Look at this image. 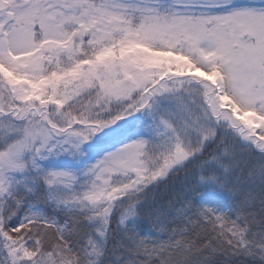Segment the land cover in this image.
I'll return each instance as SVG.
<instances>
[{
  "label": "snow or ice",
  "instance_id": "snow-or-ice-1",
  "mask_svg": "<svg viewBox=\"0 0 264 264\" xmlns=\"http://www.w3.org/2000/svg\"><path fill=\"white\" fill-rule=\"evenodd\" d=\"M0 264H264V0H0Z\"/></svg>",
  "mask_w": 264,
  "mask_h": 264
},
{
  "label": "trees",
  "instance_id": "trees-1",
  "mask_svg": "<svg viewBox=\"0 0 264 264\" xmlns=\"http://www.w3.org/2000/svg\"><path fill=\"white\" fill-rule=\"evenodd\" d=\"M184 188V173H178L173 177L172 182L166 190H162V195L157 196L158 203H164L173 196L179 197L182 194Z\"/></svg>",
  "mask_w": 264,
  "mask_h": 264
}]
</instances>
